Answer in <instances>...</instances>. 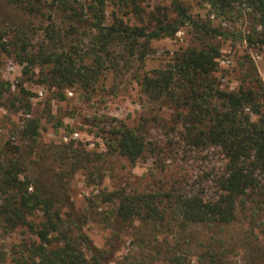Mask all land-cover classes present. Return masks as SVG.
<instances>
[{"label":"trees","instance_id":"trees-1","mask_svg":"<svg viewBox=\"0 0 264 264\" xmlns=\"http://www.w3.org/2000/svg\"><path fill=\"white\" fill-rule=\"evenodd\" d=\"M6 1L32 20L0 29V70L3 56L22 65L23 75H34V67H39L37 81L57 99H64L65 90L73 87L91 94L104 74L120 75L142 63L150 41L189 28L199 45L176 50L163 67L133 74L148 111L134 123L113 119L102 132L109 151L131 162L151 158L160 174L177 157L175 143L217 148L221 164L206 173V177L211 175L207 180L211 192L204 186L186 190L184 176L176 173L158 178L154 191L120 188L101 194V199L115 205L110 214L117 222L140 219L157 230L175 228L178 235L193 225L221 228L231 223L241 201L242 209L249 204L253 218L261 214L257 225L264 232V87L258 79L236 89L221 87L216 75L220 50L210 40L229 36L225 28L195 18L184 0H170L168 6L152 9L145 7V0ZM201 2L210 13L222 17L231 16L244 4L255 26L244 36L232 34L249 45H264V0ZM22 85L23 80L11 92L10 83L0 80V104L10 100L13 110L25 114L19 133L33 140L39 134L40 118L29 116L31 92ZM162 107L171 110L169 119L158 115ZM157 128L167 135L164 142L153 139L151 130ZM6 151L12 154L19 147L8 146ZM26 164L15 157L0 162L2 225L6 230L25 227L39 241L24 247L25 259L31 264H99L102 253L83 231L82 215L72 203L62 209L60 199L47 189L40 168ZM75 169L72 164L71 173ZM213 244L204 243L208 246L199 254L205 264H221V254ZM174 253H169V261L180 264L184 252Z\"/></svg>","mask_w":264,"mask_h":264},{"label":"rangeland","instance_id":"rangeland-1","mask_svg":"<svg viewBox=\"0 0 264 264\" xmlns=\"http://www.w3.org/2000/svg\"><path fill=\"white\" fill-rule=\"evenodd\" d=\"M184 1L195 18L209 19L211 24L225 28L230 34L210 40L220 50L216 75L221 87L236 89L250 79H258L264 87V45H249L232 34L244 36L255 26L249 8L243 4L231 16L222 17L210 13L201 0ZM143 4L152 9L155 5L168 6L170 0H145ZM31 20L13 4L0 0V29L14 28L16 23L26 24ZM199 44L189 28H181L173 37L150 41L149 54L133 69L116 76L112 72L104 74L91 94L78 87L66 89L64 99L51 97V91L37 81L39 67H34V75H23L22 65L13 57H2L0 80L10 83L11 92L17 91L18 83L23 80V88L31 92L29 116L40 118V126L35 139L21 136L19 130L25 114L13 110L10 100H4L5 104H0V152H3L0 162L15 157L40 168L47 189L60 199L62 209L72 203L82 215L83 231L102 253L99 264H172L171 251L176 255L184 252L180 264H205L199 254L206 250L208 245L204 243L208 241L214 242V250L221 254V264H264V232L257 225L261 214L253 218L249 204L242 209L239 201L234 221L221 228L193 225L189 227L191 230L178 235L175 228L157 230L140 219L132 223L117 222L110 214L115 205L101 199V194L120 188L127 192L154 191L158 178L176 173L184 176L182 184L190 192L211 185L207 181L211 175L206 177V173L221 164L215 147L188 148L185 143H175L177 157L160 174L151 158L131 162L109 151L102 132L113 119L134 123L142 112L148 111L133 74L163 67L176 50ZM157 113L164 119L171 116L167 107L158 109ZM151 131L154 140H166L161 128ZM168 135L179 138V134ZM8 146H18L19 151L9 154ZM72 164L76 167L73 173ZM38 242L27 228L17 226L6 230L0 220V264H31L22 250ZM86 255L90 260L91 251H86Z\"/></svg>","mask_w":264,"mask_h":264}]
</instances>
